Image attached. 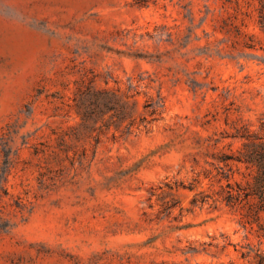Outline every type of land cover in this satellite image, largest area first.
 Wrapping results in <instances>:
<instances>
[{
	"label": "rangeland",
	"instance_id": "1",
	"mask_svg": "<svg viewBox=\"0 0 264 264\" xmlns=\"http://www.w3.org/2000/svg\"><path fill=\"white\" fill-rule=\"evenodd\" d=\"M263 12L0 0V264H264Z\"/></svg>",
	"mask_w": 264,
	"mask_h": 264
},
{
	"label": "trees",
	"instance_id": "2",
	"mask_svg": "<svg viewBox=\"0 0 264 264\" xmlns=\"http://www.w3.org/2000/svg\"><path fill=\"white\" fill-rule=\"evenodd\" d=\"M261 17H262V20H261V23H262V26L264 27V12L261 14ZM263 169L264 168H262V170H261V172L263 171ZM263 175H262V173H260V176L257 178V180L259 181V182H263ZM228 193H229V197H234L236 194L235 193H233L232 191H228ZM237 196V195H236ZM231 199V198H230Z\"/></svg>",
	"mask_w": 264,
	"mask_h": 264
}]
</instances>
